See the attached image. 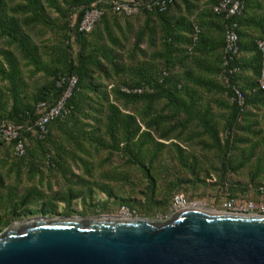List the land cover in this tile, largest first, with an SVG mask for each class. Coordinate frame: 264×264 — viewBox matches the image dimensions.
I'll list each match as a JSON object with an SVG mask.
<instances>
[{
	"label": "trees",
	"instance_id": "obj_1",
	"mask_svg": "<svg viewBox=\"0 0 264 264\" xmlns=\"http://www.w3.org/2000/svg\"><path fill=\"white\" fill-rule=\"evenodd\" d=\"M113 1L0 0V125L17 129L25 151L16 157L14 142H0V230L32 215L72 216L77 200L81 216H97L107 209L94 202L95 193L150 218L157 209L167 213L181 188H204L200 195H206V189L223 187L225 201L238 193L255 200L264 186L257 47L264 41V0H245L232 19L213 12L219 0H162L161 8L143 6L130 17L113 13ZM92 6L102 15L90 33L79 32ZM229 20L237 23L238 35V51L230 57L224 53ZM36 30L49 33L43 39L52 45L36 44ZM39 73L43 81L30 88L27 80ZM68 76L77 78L69 113L48 123L39 137L35 122L62 94L65 87L57 83ZM165 150L183 173L159 190L154 170H167L161 164ZM100 154L105 157L96 165L93 156ZM116 156L141 171L142 202L115 192L112 182L127 181L116 169L93 179L94 169ZM46 173L61 179L63 191L53 190ZM59 203L63 210L57 213ZM96 206L103 211L86 214Z\"/></svg>",
	"mask_w": 264,
	"mask_h": 264
},
{
	"label": "water",
	"instance_id": "obj_2",
	"mask_svg": "<svg viewBox=\"0 0 264 264\" xmlns=\"http://www.w3.org/2000/svg\"><path fill=\"white\" fill-rule=\"evenodd\" d=\"M0 264H264V215L189 205L162 221L17 220L0 232Z\"/></svg>",
	"mask_w": 264,
	"mask_h": 264
},
{
	"label": "built area",
	"instance_id": "obj_3",
	"mask_svg": "<svg viewBox=\"0 0 264 264\" xmlns=\"http://www.w3.org/2000/svg\"><path fill=\"white\" fill-rule=\"evenodd\" d=\"M245 0H219V2L213 7V12L216 14H223L226 19H232L239 16L244 9ZM164 5L162 0H150L147 3H141L137 0H114L112 2V12L120 14L126 17L134 16L139 13L143 6L147 10H152L154 7L161 8ZM102 11L92 6L86 9L82 15L81 21L78 26V31L82 33H90L95 23L98 21ZM230 21V20H229ZM237 23L230 21L224 28V53L227 56H233L238 51L237 41ZM257 47L261 53V68L260 76L258 79V88L264 92V41H258ZM77 83L75 76H68L67 78H61L58 85L63 84L64 90L62 94L55 101L48 110H46L35 122L39 137H43L46 134V126L51 121L58 118H62L69 113L67 107V101L72 95V91ZM124 93H142V89H127L122 88ZM239 104H242L241 95L235 91ZM14 142L13 154L16 157L24 155V143L18 138L17 129L13 126L0 125V142ZM258 198L255 200H247L237 202L235 199H226L222 204V211L242 213V214H259L264 215V186H260L256 190ZM185 206H189L186 203L185 198L182 194H175L172 198V209L178 210ZM121 217H131L128 208L121 206Z\"/></svg>",
	"mask_w": 264,
	"mask_h": 264
},
{
	"label": "rangeland",
	"instance_id": "obj_4",
	"mask_svg": "<svg viewBox=\"0 0 264 264\" xmlns=\"http://www.w3.org/2000/svg\"><path fill=\"white\" fill-rule=\"evenodd\" d=\"M262 4L264 5V2ZM71 22L72 23L74 22V16L72 17ZM37 33H39L38 30H36L35 33L33 34V39L35 40L36 44H38V45L44 44V47H46V46L49 47L52 45L51 42L47 43L45 41L46 39H43V38H48L49 33H46V34L45 33L44 34H41V33L37 34ZM72 50H75V46H72ZM43 78H44L43 75L41 73H39V74L35 75L34 77L29 78L27 80V82L30 85V88L31 87L33 88L36 86V84L42 82ZM104 157H105V154H100L99 156H93V158H94L93 160L95 161V164L97 165L98 162L100 161V158H104ZM171 157H172L171 151L165 150L163 157L161 158V160H162L161 164H165L164 166L167 167V170L163 173H161V172L158 173V170H156V169L154 170V174L157 178L159 190H162V187L166 184L167 181L173 180V178H175L176 176H181L180 174L183 173L182 170L177 165H175L173 162L170 161ZM207 157L210 158V155H207ZM211 161H213V159H211ZM157 166H160V165L157 164ZM157 168H160V167H157ZM113 169H116V171L118 173L124 174V176L127 177L126 182H122V183L112 182L110 184L113 187V189L115 190V192H117L118 195L122 198H133L134 200L142 202L143 198L141 196V192H143L145 190L146 182L142 176L141 171L135 167L124 166L122 159H120L117 156L114 157L109 164L100 167V169L96 167L94 169L93 179L97 180V181H101L100 175L102 173L108 174ZM72 170H73L74 174H81L79 167H72ZM46 174H47L46 178L51 180L53 190L58 189V190L63 191L61 179L59 177L56 178L55 176L49 177L48 173H46ZM46 178H45V180H47ZM231 178H232V180L236 179L233 176ZM239 180H240V182H245L246 178L241 177V178H239ZM43 187L46 188V185L43 184ZM203 189L204 188H200L198 193H193V191L189 190V189L186 191L183 188L176 190V192H180L179 194H181V193L184 194L183 197L185 198L187 205H193V206L199 207V208H206V209H211V210L222 211V209H223L222 204L224 202L223 200L225 199L224 196L226 197L228 194L227 192H225L224 188L218 187V188L211 189L209 191H207V189H206V191H205L206 195H200L201 191ZM251 196H252L251 193H246L245 195H241V193H238L237 197L233 198V199H235L237 202H241V201L250 200ZM94 198H95L94 202H99L97 204L101 205L102 207H103V205H105L106 209H107L98 215H103V216H120L121 215V212H120L121 206L119 205L120 201L118 202L116 200H109V199H107V197H105L104 195H102L100 193H95ZM96 209H97V211H103V208H99V206H96V208L89 207L86 210L87 211L86 214H88L90 211L96 210ZM62 210H63V204L59 203L58 207H57V213L61 212ZM72 210L74 211V214H72V216L83 217L79 214V212H82V215H84V213H83L84 208H83L80 200L73 202ZM165 211L167 213H162V211L160 209H157L156 211H154L152 213L153 216L150 218L155 219V220H160V221L167 219L175 211L174 209H172V200H171V203L169 201L168 206L165 208ZM129 213H131V215H132L131 217H140V216L136 215V211L132 212L131 210H129ZM41 216L42 215H32V216H29V217L21 219V220H27L30 218H36V217H41ZM45 217H47V218L58 217L59 218L62 216L61 215H53V216H45ZM85 217H93V216H85ZM6 227H2L0 232L3 231Z\"/></svg>",
	"mask_w": 264,
	"mask_h": 264
}]
</instances>
